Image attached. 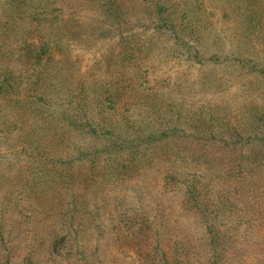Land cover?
Returning a JSON list of instances; mask_svg holds the SVG:
<instances>
[{
  "label": "rangeland",
  "instance_id": "obj_1",
  "mask_svg": "<svg viewBox=\"0 0 264 264\" xmlns=\"http://www.w3.org/2000/svg\"><path fill=\"white\" fill-rule=\"evenodd\" d=\"M53 1L60 12H52L49 17L57 16V20L29 31L24 41L18 38L0 43V67L7 64L5 67L12 70L9 78L25 74L36 58L41 65L35 73L44 68L47 76L55 78L56 92L48 86L47 79L37 91L48 107L43 117L48 119L47 127L59 120L54 129L57 135L55 144L51 145L53 148L42 144L44 162L37 158L38 162L28 163L35 154L31 149L35 150L28 146L32 141L27 138L26 127L18 114L9 112L11 98L4 102L0 98V264H82L79 257L74 256L78 249L93 264H157L159 260L163 262L162 259L168 264H210L211 250L207 246L208 234L203 220L199 213L185 207L186 190L177 180L179 174L188 172L197 175L198 184L205 193L199 200L211 203L210 210H217L220 216L217 220L224 225L223 229L227 232L229 228H236L229 233L233 234L234 248L228 249L223 264H264V38L263 35L254 38L250 53L245 55L244 49L237 47L241 39L232 36L238 33L239 26L246 27L249 19L245 21L242 16H250L243 12V7L254 0H137L136 3L133 0L135 6L129 5L120 14L119 23L122 24L115 25V30L106 32L105 36L95 28L74 34L78 19L82 27L90 24L93 14L88 3L75 6L82 12L73 23L70 19L73 15L69 14L75 12V7L69 10L63 0ZM6 2L0 0V24L11 15L12 10L6 8ZM261 2L264 4V0ZM30 5L37 13L47 7L43 0H32ZM156 6L169 8L161 12L169 15L173 24H180L185 10L189 12L195 7L198 12L192 25L196 30L202 25L197 24V15L208 19V36L195 48L198 58L210 59L211 63L196 64L194 50L189 55L179 56L165 52L173 40L156 35ZM260 24L264 29V18ZM214 31H219L220 38H214ZM9 32V36L17 38ZM185 40L194 46L192 38ZM41 44H45L44 51H40ZM227 58L238 61L230 63ZM111 60L113 66L110 67ZM22 63L26 67L21 66ZM61 74L72 83H64L62 91L71 90L77 83L90 86L82 95L87 113L84 115L92 120V126L112 123L122 126L127 130V138L123 139L135 153L144 146L136 142L137 138L147 132L159 134L163 131L164 118L161 121L150 111L154 99L159 103L160 98L172 96L184 81L191 85L198 82L200 76H217L220 89L206 95L192 88L187 96H196L199 104L205 103L201 104L205 109L210 106L208 103L220 102L221 113L230 120V127H235L234 139L248 138L247 142L251 143L240 142L229 154L219 147L218 141H211L213 135L205 126L196 130V136L187 128L188 135L181 138L179 151H176L178 158H168L151 169L131 165L126 177L116 176L107 186L98 180L97 183L93 179L89 181L91 168L94 172L106 168L111 153L99 154L93 166L91 156L80 157L84 150L92 151L102 143L92 135L90 128L78 122L84 115L74 104V92L63 93L72 105L63 103L60 106ZM25 82L30 80L25 78ZM47 87L51 89L47 91ZM149 99L152 103L147 102ZM66 109H70V113L64 117L62 112ZM52 111L56 113L54 117L49 115ZM74 111L80 114L77 119ZM34 113L30 112L32 116ZM252 114L250 121L245 120ZM74 126H78L76 132ZM236 130L242 135L236 134ZM68 136L73 137L71 142H68L70 138L66 139ZM44 137L48 139L49 135ZM226 139L234 145L233 138L226 136ZM132 140L137 149L130 143ZM248 149L251 155L259 151L255 162L259 165L252 167L254 170L249 169V175L239 176L247 172V168L237 152L246 155ZM236 154L237 162L232 156ZM53 156L58 157L55 162H69L67 169L79 170L76 180L69 181L72 195L62 196L60 202L34 205L33 197L17 194L18 185L21 178L41 185L40 178L43 181L50 177L46 163L51 162ZM205 159L210 164L207 168ZM175 161L187 168L178 167ZM170 174L177 178L176 182ZM222 175L228 176V183ZM121 177L123 180H119ZM50 206L59 209L55 215L50 214ZM70 220L81 229L75 238H71L73 232L64 234L66 237L60 242V229ZM68 239H72L71 243L65 246Z\"/></svg>",
  "mask_w": 264,
  "mask_h": 264
},
{
  "label": "trees",
  "instance_id": "obj_2",
  "mask_svg": "<svg viewBox=\"0 0 264 264\" xmlns=\"http://www.w3.org/2000/svg\"><path fill=\"white\" fill-rule=\"evenodd\" d=\"M32 0H7L6 8L11 11V15H8L5 19L6 21L0 24V36L1 40L0 43H4V40L8 41H16V39H22L25 40V35L29 33L31 30L38 29L40 26L43 27V23H49L53 20H57V16H50L52 12H60L59 9L56 7V2L53 3V0H43L45 2V5L47 6L40 12H36L34 9L31 8ZM62 1V0H60ZM72 1H77L78 3H73ZM133 0H63V3H67L66 9L73 10L75 6H77L80 3H88V6H90V12L93 15H90V24L85 27H82L81 24L82 21L78 19L79 12H82L79 10V7H75V12L70 13L69 15H73L70 17L71 22L77 20V28H74V34L77 32H82L83 30H95L101 31L100 35L105 36L106 32L112 33L115 28V25L120 26L122 24L120 22V14L124 13L123 11L127 10L129 5L132 4ZM135 3L137 0H134ZM250 1V0H248ZM59 2V1H58ZM193 2V1H192ZM91 4V5H90ZM263 5V6H262ZM135 6V5H133ZM136 6H140L136 5ZM197 6V5H196ZM31 7V8H30ZM92 7V8H91ZM193 7V6H192ZM29 9H31V12H27ZM93 9V10H92ZM155 14L158 16V23H156V29L157 33L156 35H161L163 37H167L169 39L173 40V43L170 44V46L167 48L166 51H168L169 54H176V56L184 55L190 53V51L194 50L193 52V59H195L197 49L195 48V45L199 46L200 41L203 39H206L209 33L208 28V22L207 20L201 19L200 14L197 15L198 20L197 24L200 25V28L196 30L194 28V25H192L195 21L196 14L198 11H196V8L193 7L191 11L187 12V9L185 10V13L182 14L183 20L180 24H173L171 21V18L168 16H164V14L161 12V10L168 11L169 8H158L156 6ZM243 12H245L250 18H246V15L242 16L243 20H248L246 23V27H240L238 33L236 32L233 36V39H241L239 41L237 46L241 50L244 49L245 55L250 53L251 46L254 44V38H258L260 35H263L264 38V29L261 26L260 22L264 18V4L261 2V0H254V2L249 3L243 7ZM28 13V14H27ZM74 13V14H73ZM95 14V15H94ZM57 15V14H55ZM76 15V16H74ZM247 16V17H248ZM190 17V20H189ZM241 17V18H242ZM245 18V19H244ZM235 21V19H233ZM36 22L34 24V22ZM32 23L34 25H32ZM74 23V22H73ZM94 25H91V24ZM32 25V27L28 30V26ZM92 26V27H90ZM113 26V28H112ZM87 27V28H86ZM107 28V29H106ZM243 28V29H242ZM7 31H10L13 33V35L17 38H12L8 35ZM9 32V33H10ZM206 36V37H205ZM186 38H192L191 42H194V46L192 47L190 43L185 40ZM214 38H220L219 31H214ZM248 43V44H247ZM40 48V51H44L45 44ZM193 45V44H192ZM31 46V45H30ZM28 46V47H30ZM47 46V45H46ZM249 47L248 50L245 48ZM31 51V50H30ZM39 51V52H40ZM47 52V50H46ZM192 53V52H191ZM38 54V53H37ZM216 55V53L214 54ZM212 57V56H211ZM196 64L207 65L211 63L212 61L210 59H202L198 58L196 56ZM228 62L230 63H237L235 61L238 60H230L227 58ZM215 61L218 60V57L214 59ZM233 61V62H231ZM245 62V61H244ZM1 66L0 69H6V70H0V98L1 101L4 102L5 99H9V106L8 109L9 112L14 114L20 118L24 126L26 127V133L27 138L32 141V143H29L28 146H31L34 148L35 151L31 149V153H35L32 161L29 162H38L37 158H40L44 162V154L42 153L43 147L42 144L45 146L48 145L49 149L50 147L53 148L51 145L55 144L56 139V133L54 131L55 127H57L59 120L55 122L54 124L50 123V127H47V118H43L46 114L48 107L45 106L46 103H44V98L40 96L37 91L38 88H41L44 86V81L47 79L50 83L48 84L49 87L53 88V91L56 92L57 83L53 76H47L44 72L45 69H40V71L35 73L36 69H39L41 65V61H38L37 58L31 65V69L25 70V74H18L17 76L10 77L11 69H7L5 66ZM23 67H26L23 63ZM109 66H113V60L110 61ZM44 67V66H42ZM25 78L27 80H30V82H25ZM58 80V79H57ZM198 82H195L191 85H189L186 81L182 82V84H179L176 87V91L173 93L172 96L158 98L157 103L155 99L153 100L155 104H151L150 111H154L155 116L160 118L162 121L164 118L163 123V131L162 133H149L147 132L145 136L137 138L136 142L140 145H144L143 148H141L140 152H138L137 146L134 144L133 140L130 143H133L134 147L137 149V152L135 151L131 152L130 145L128 144V141H125L123 138H127L126 133L127 130H124L122 126H115L113 123L109 124L108 126H101V125H95L92 126L90 122V118L88 119L87 116L84 114L86 113V104H84L83 96L86 92L89 91V87L86 84L83 86V84H75L71 90H68L69 88H66L62 91L64 83L72 84L69 81V78L65 75L61 74L60 77V106L61 104H68L72 105V103L63 96V93H66L69 91L70 93L74 94V104L77 106V110H79V113H83L84 118L82 115L79 117V123H82V126L84 128H90L92 135L95 136L97 141L99 143H102L101 147H95L92 151L86 152L85 150L80 153L82 156L80 157H87L91 156V164L92 166L95 164L96 160H99V154L101 153H111L109 155L110 157H107L108 166L106 168H102L103 170L94 172L92 169V174L90 175L89 181L93 179V182L97 183L98 181H101L103 185L107 186L109 183L112 182L113 179H115L116 176H127L128 167L131 165H140L144 168H152L155 165L166 161L169 159H175L178 158L176 151H179V145L181 142V138L188 134L185 133V130L188 128V132L192 136H196V130L198 128H202L205 126L206 129H208L209 133L213 135V139L211 141H218L219 147L222 148V150H228L229 154L233 152L234 149H236V144L238 143H246L248 145L251 143L248 141V138L241 141V139H234L232 133L235 130V127H230V120H227L224 114L221 113V103L216 102L215 104H210V106L205 109V106L201 104H205L204 102L199 104V100L195 97H188L187 92L189 89H196V91H201L204 94L208 95L215 92V89H220V83H218L219 79L217 76H203L199 77ZM26 83V84H25ZM47 87V91H49V88ZM2 89V90H1ZM77 90V93H76ZM215 95V94H212ZM211 96V95H210ZM209 98V96H208ZM61 100H63L61 102ZM147 102L152 103V101L149 99ZM222 102V101H221ZM80 103V104H79ZM79 104V105H78ZM82 105V106H81ZM223 110V109H222ZM31 111H34V115L32 116L30 114ZM70 109H66L64 112H62V115L64 117L68 116V113ZM76 111V109H75ZM74 111V112H75ZM224 111H230L225 110ZM75 112V117L77 119V115L80 114ZM87 114V113H86ZM52 117L56 115L55 111L50 112ZM253 114L251 116H246V119L253 118ZM57 119V117H55ZM73 118V117H72ZM65 119V118H63ZM88 119V121H87ZM250 121V120H249ZM102 123V122H100ZM76 125V124H75ZM127 125V123H126ZM75 127V128H74ZM73 129L78 128V126H74ZM108 127V128H106ZM114 127V128H113ZM116 127V128H115ZM133 127V125H132ZM257 128V126H256ZM123 130V131H122ZM236 134L239 136L242 135V132L239 130H236ZM55 133V135H54ZM69 135V132H67ZM49 135V138L47 139L44 137L45 135ZM235 134V136H237ZM160 135V136H158ZM216 135V136H214ZM226 136H229L230 138H233L232 142L234 145L230 144L229 141L226 139ZM70 140L68 142H71L73 137L68 136L66 139ZM72 138V139H71ZM203 141H206L204 138ZM264 142V140H263ZM260 144V143H258ZM232 146V147H231ZM66 147H69L68 144ZM261 148L263 146L260 144ZM128 149V150H127ZM250 149H248V154L246 152V155L242 154V152H237L241 155L240 158L243 159V163L245 167L247 168V172H243L239 176L249 175V169H253L252 167H256L259 164H256L255 162L258 160V154L259 151L255 152V155H251ZM57 156L58 154H54ZM53 156V159H51V162L49 161L46 163L47 171L50 177L44 179H39V183L41 185L33 184L35 183L28 180V178H21V182L18 185V191L17 194L23 195L27 198H34V205H41L43 202H54L59 201L62 196L64 198H68V195H72V189H71V183L70 180H76V176H78L76 173H79L78 169L71 170L67 169V161L61 160L60 163L55 162V159L58 157ZM235 158V161L237 162L238 156L232 155ZM78 157V158H80ZM219 160H221L220 156L218 157ZM249 158H252L253 160H250ZM54 160V162H53ZM205 164H207L205 167H209V163L206 162V159L204 160ZM128 162V164H127ZM176 162V161H175ZM235 162V163H236ZM60 164V165H57ZM187 166L189 165V160L187 162ZM176 165L178 167H184L187 168V166H183L179 164V162H176ZM186 165V164H185ZM201 165V164H200ZM214 165V164H213ZM202 166V165H201ZM254 170V169H253ZM146 171V170H145ZM177 171V170H176ZM175 171V172H176ZM93 175V178H92ZM124 176V177H126ZM172 181L176 182L175 176L170 174ZM199 177V176H198ZM227 175H222V179L225 180L226 183L229 182V178H227ZM96 178V179H95ZM123 177H121L119 180H123ZM110 179V180H109ZM98 180V181H97ZM181 183V186H184L186 197V203L185 207L189 209L190 211L196 212L197 214L201 216L200 219L203 220V225L205 227V230L207 231V246L209 250H211V261L210 264H223V261L227 258V251L230 248H234V239L233 234H229L230 231H235L236 228L232 227L225 231L226 228L223 229L224 225L221 223V221L217 220V217H220L217 213V210H210V205L206 204L205 201L199 200L202 199V194L204 193L203 188H201L199 182L197 181V175L196 174H190L188 173H182L179 174L178 179ZM250 184V183H249ZM204 187V186H203ZM205 194V193H204ZM236 197L238 195H235ZM73 197V196H72ZM249 198H254L253 196H249ZM60 202V201H59ZM201 202L203 204H201ZM234 203V202H232ZM231 203V204H232ZM236 203V202H235ZM239 205V204H238ZM224 206V205H223ZM75 208V207H74ZM223 209V208H220ZM50 214L55 215L56 212L59 209L54 208V206H50L49 208ZM71 211V212H75ZM35 212V211H34ZM33 214V213H32ZM35 215V214H34ZM67 226H64L60 229V242H62L65 239V235L68 233L73 232V235L71 238H75L76 233L81 229L80 225H75L73 220L66 221ZM65 234V235H64ZM68 239L65 241V246H68L71 242ZM75 244V243H74ZM52 248H49V251H51ZM79 257V261L82 262V264H93L89 259L85 257V253L81 252L80 249H78L77 252L74 253ZM163 262L160 260L157 264H168L167 261L162 259ZM225 263V262H224Z\"/></svg>",
  "mask_w": 264,
  "mask_h": 264
}]
</instances>
